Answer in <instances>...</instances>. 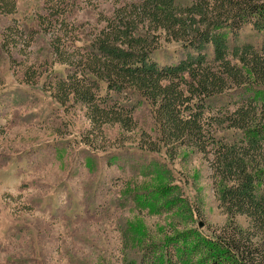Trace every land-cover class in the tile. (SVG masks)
Returning a JSON list of instances; mask_svg holds the SVG:
<instances>
[{"label":"trees","instance_id":"1","mask_svg":"<svg viewBox=\"0 0 264 264\" xmlns=\"http://www.w3.org/2000/svg\"><path fill=\"white\" fill-rule=\"evenodd\" d=\"M73 3L49 0L34 25L13 18L3 23L0 48L14 69L23 66L21 80L34 84L49 70L48 86L57 102L66 110L82 109L97 128L116 124L121 132L138 130L133 140L140 149L164 151L169 159L185 149L200 152L228 215L209 234L195 225H174L157 241L130 222L125 241L142 249L130 263L264 264V0H132L94 38L83 37L82 46L75 45L79 24L70 19ZM15 8L16 0H0V14ZM247 22L260 33L258 44L239 40ZM44 30L51 32L53 60L65 64L63 74L50 75L49 63L36 71L14 55L26 57L34 32ZM161 38L179 43L174 61L154 57ZM225 96L227 103L218 105ZM141 103L149 109L153 132L134 116ZM226 128L239 130L240 138L216 135ZM159 161L150 158L141 171L163 170L172 180ZM143 190L135 193L137 203L147 199L155 209L179 208L177 216H193L172 181L152 199ZM237 214L246 215L249 225L237 223Z\"/></svg>","mask_w":264,"mask_h":264},{"label":"rangeland","instance_id":"2","mask_svg":"<svg viewBox=\"0 0 264 264\" xmlns=\"http://www.w3.org/2000/svg\"><path fill=\"white\" fill-rule=\"evenodd\" d=\"M48 1L16 0L14 12L0 14V31L12 18L34 25ZM70 1L74 2L70 19L79 24L75 45L82 46L83 37L94 38L109 19H115L117 9L132 0ZM50 34L34 32L27 56L14 53L17 61L24 59L23 65L31 64L36 71L49 63L50 75L63 74L65 64L53 60L50 52ZM238 36L240 41H260L250 22L241 26ZM178 49V42L161 38L153 55L170 62L178 57ZM22 67L16 65L15 71L0 48V264H131L129 259L142 249L125 241L130 222L156 241L174 225L179 229L195 225L209 234L226 223L228 215L215 195L209 163L200 152L185 149L169 159L164 151L140 149L133 140L138 130L121 132L116 124L97 128L82 109L66 110L57 102L49 90V70L29 84L21 80ZM227 100L221 98L218 105ZM134 116L153 132L145 103L134 110ZM216 135L232 140L239 139L241 132L226 128ZM150 158L159 159L171 174L168 180L194 211L191 218L177 216L179 208L155 209L152 201H135L137 191L145 189L152 199L169 183L163 170L141 171ZM234 220L249 225L244 214Z\"/></svg>","mask_w":264,"mask_h":264}]
</instances>
